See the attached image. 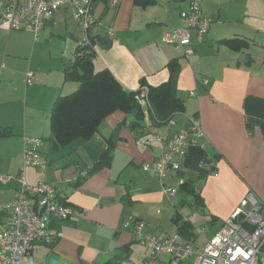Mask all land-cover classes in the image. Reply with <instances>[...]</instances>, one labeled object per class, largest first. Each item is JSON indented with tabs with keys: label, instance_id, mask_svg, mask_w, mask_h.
<instances>
[{
	"label": "crops",
	"instance_id": "0c3cea01",
	"mask_svg": "<svg viewBox=\"0 0 264 264\" xmlns=\"http://www.w3.org/2000/svg\"><path fill=\"white\" fill-rule=\"evenodd\" d=\"M190 3L155 0L142 7L121 0L118 8L110 0L96 4L98 21L90 32L96 70L107 68L126 90L139 91L167 83L169 62H179L177 90L185 111L158 126L146 108L141 139L119 110L91 139L58 148L52 140L51 113L60 98L78 89L67 79L77 50L72 45L43 58L40 53L42 38L61 25L56 17L63 10L44 27L39 40L30 32L0 28V222L2 207L21 188L25 137L44 141L46 161L26 168V182L54 184L61 200L79 214L61 227L53 226L63 234L53 244L34 245V264H142L148 252L125 227L130 220L144 223V234L153 236L178 232L190 221L198 254L249 193L264 204V0H202L203 15L212 23L203 38L193 31L188 52L164 43L162 37L182 26L181 13ZM226 40L242 47L233 49ZM29 71L35 74L31 85L26 84ZM189 117L200 121L206 147L191 146L181 169L161 181L155 162L165 143L188 127ZM115 134L111 162L99 167ZM164 186L178 193L167 195ZM181 189L186 196L177 200ZM188 203H194V213H184ZM195 259L182 264H194ZM160 264H171L170 257H162Z\"/></svg>",
	"mask_w": 264,
	"mask_h": 264
},
{
	"label": "built area",
	"instance_id": "2783aa9c",
	"mask_svg": "<svg viewBox=\"0 0 264 264\" xmlns=\"http://www.w3.org/2000/svg\"><path fill=\"white\" fill-rule=\"evenodd\" d=\"M98 0H0V28L8 31L33 33L39 40L44 27L64 10L79 25L85 34L81 43L91 46V30L97 24L95 7ZM121 0H110L118 8ZM182 26L163 34L162 41L178 45L190 52L193 31L203 38L209 32L211 20L203 15L202 0H191L190 9L181 13ZM35 74H26V84L31 85ZM208 84V80H204ZM148 96L143 88L139 96L141 105ZM189 125L180 130L165 143V150L155 162V173L159 180L168 177L170 171H179L182 160L191 146L204 149L206 138L198 118L189 117ZM159 141L163 140L159 138ZM44 141L41 138L25 137L23 149V170L20 176L21 188L17 197L2 207L4 221L0 222V264H34L31 252L38 242L51 245L62 237V231L54 232L78 212L66 205L54 184L40 182L31 186L26 182L27 167H41L46 164L42 154ZM4 180V178H2ZM167 195L175 196L177 188L164 186ZM144 223L130 220L125 227L133 231L140 244L148 252L142 264H160L161 258L170 257L171 264H182L196 256L194 264H264V204L253 193H249L232 212L219 232L211 238L198 254L195 241H188L179 232L153 236L144 234Z\"/></svg>",
	"mask_w": 264,
	"mask_h": 264
},
{
	"label": "trees",
	"instance_id": "16d2710c",
	"mask_svg": "<svg viewBox=\"0 0 264 264\" xmlns=\"http://www.w3.org/2000/svg\"><path fill=\"white\" fill-rule=\"evenodd\" d=\"M134 2L136 6L142 7L155 4V0H134ZM225 43L233 49L242 47L236 40H226ZM95 59L96 53L91 37L89 48H84L82 44L78 46L75 62L67 72V79L76 82L78 89L73 94L60 98L51 113L52 140L58 148L91 139L104 121L119 110L128 116L127 122L136 139H141L147 128L146 108L151 111L158 126L170 123L176 114L185 111L184 101L178 96L177 90L180 73L178 60H172L168 64L171 76L167 83L148 87L149 101L144 106L139 101L143 89L126 90L109 69L96 70ZM117 141L118 137L115 134L108 142V149L99 161V167L111 162ZM63 202L68 205L64 200ZM178 232L188 241L196 236L190 221L183 222Z\"/></svg>",
	"mask_w": 264,
	"mask_h": 264
},
{
	"label": "rangeland",
	"instance_id": "374dc122",
	"mask_svg": "<svg viewBox=\"0 0 264 264\" xmlns=\"http://www.w3.org/2000/svg\"><path fill=\"white\" fill-rule=\"evenodd\" d=\"M99 1V0H98ZM64 19V21H62ZM56 20L61 22V25H56L55 29H53L52 35L47 38H42L44 41V46L41 50L42 58L45 55H49L52 51H60L65 48L68 49L73 45L75 50H77L78 46L81 45L85 38V34L79 25L72 19L71 15L64 10L57 14ZM73 33V34H72ZM74 35V37H73ZM42 37V36H41ZM41 39V38H40ZM47 39V40H45ZM68 58H71L69 55ZM69 63V60H67ZM145 105L148 104L149 97L147 96L145 99ZM144 105V106H145ZM186 193L184 189H181L179 195L177 196V200H182L185 198ZM184 208V213H194L195 212V205L194 203H188Z\"/></svg>",
	"mask_w": 264,
	"mask_h": 264
}]
</instances>
